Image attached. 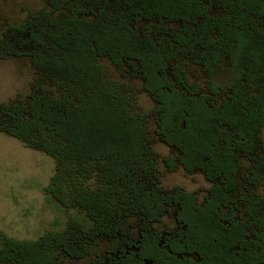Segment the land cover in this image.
Masks as SVG:
<instances>
[{
	"label": "trees",
	"instance_id": "16d2710c",
	"mask_svg": "<svg viewBox=\"0 0 264 264\" xmlns=\"http://www.w3.org/2000/svg\"><path fill=\"white\" fill-rule=\"evenodd\" d=\"M44 1L0 27V57L37 71L23 99L0 104V132L53 159L45 190L95 230L113 212L153 220L174 205L200 244H264V0ZM100 58L142 80L151 132ZM151 134L168 170L211 182L202 204L158 186ZM0 244V264H54L73 248L62 231Z\"/></svg>",
	"mask_w": 264,
	"mask_h": 264
},
{
	"label": "rangeland",
	"instance_id": "374dc122",
	"mask_svg": "<svg viewBox=\"0 0 264 264\" xmlns=\"http://www.w3.org/2000/svg\"><path fill=\"white\" fill-rule=\"evenodd\" d=\"M42 9H47L44 0H0V27L24 21ZM99 62L108 79L129 87L133 112L145 115L146 128L151 132L153 102L143 90L142 80L130 72L128 66L117 68L105 58H100ZM36 75L28 56L0 57V104L23 99ZM151 136V146L156 153L157 184L161 190L170 192L180 188L194 194L196 201L201 202L211 182L201 173H188L177 164L168 170L163 162L168 149ZM260 138L264 148V126ZM53 170L54 161L50 156L0 132V243L2 236L36 241L49 233L62 231L73 248H70L71 254L60 249L54 264H109L122 251L134 249L143 231L162 235L176 226L172 217L175 206L171 205L153 220H146L143 215L113 212L108 221L95 230L93 220L83 209L64 206L45 190Z\"/></svg>",
	"mask_w": 264,
	"mask_h": 264
},
{
	"label": "flooded vegetation",
	"instance_id": "af4514ba",
	"mask_svg": "<svg viewBox=\"0 0 264 264\" xmlns=\"http://www.w3.org/2000/svg\"><path fill=\"white\" fill-rule=\"evenodd\" d=\"M210 186L201 202L193 194L196 204L204 202ZM172 217L176 225L172 230L162 235L143 231L134 249L122 251L109 264H264V244H200L180 227L175 211Z\"/></svg>",
	"mask_w": 264,
	"mask_h": 264
}]
</instances>
